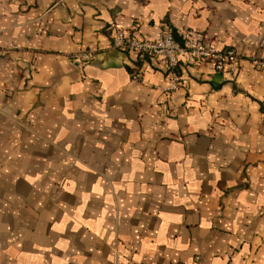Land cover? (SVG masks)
I'll list each match as a JSON object with an SVG mask.
<instances>
[{
    "label": "crops",
    "instance_id": "obj_1",
    "mask_svg": "<svg viewBox=\"0 0 264 264\" xmlns=\"http://www.w3.org/2000/svg\"><path fill=\"white\" fill-rule=\"evenodd\" d=\"M114 27L242 60L182 57L169 90L158 59L111 46ZM253 57L264 0H0V264H264Z\"/></svg>",
    "mask_w": 264,
    "mask_h": 264
},
{
    "label": "built area",
    "instance_id": "obj_2",
    "mask_svg": "<svg viewBox=\"0 0 264 264\" xmlns=\"http://www.w3.org/2000/svg\"><path fill=\"white\" fill-rule=\"evenodd\" d=\"M110 42L113 48L134 53L140 58L158 59L166 71L169 90H174L182 84L181 77L177 73V66L182 57H187L194 63H208L215 71L225 72H235L242 60L238 52L233 49H218L192 37H184L178 41L168 28H163L155 39H145L128 36L122 29L114 27ZM91 57V52H77L68 58L71 62H76L80 59L88 61ZM250 60L256 66L264 65L262 59L253 57ZM139 78V71L133 74V80L138 81Z\"/></svg>",
    "mask_w": 264,
    "mask_h": 264
}]
</instances>
